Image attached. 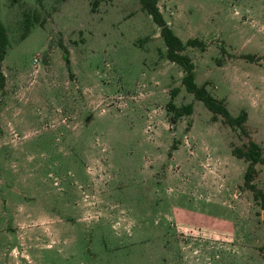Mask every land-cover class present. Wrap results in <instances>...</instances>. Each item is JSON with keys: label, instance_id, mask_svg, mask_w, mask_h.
<instances>
[{"label": "rangeland", "instance_id": "rangeland-1", "mask_svg": "<svg viewBox=\"0 0 264 264\" xmlns=\"http://www.w3.org/2000/svg\"><path fill=\"white\" fill-rule=\"evenodd\" d=\"M157 4L245 133L184 89L136 0H0V264H264V0Z\"/></svg>", "mask_w": 264, "mask_h": 264}, {"label": "trees", "instance_id": "trees-1", "mask_svg": "<svg viewBox=\"0 0 264 264\" xmlns=\"http://www.w3.org/2000/svg\"><path fill=\"white\" fill-rule=\"evenodd\" d=\"M140 8L150 17L152 22L157 26L159 35L165 45V58L177 64L182 71L181 84L184 89L191 93L195 99L200 100L204 106L214 115H219L223 121L231 126L241 124L244 121L245 113L240 112L236 117H231L226 110L221 100L214 99L210 96L202 86H197L193 82V64L189 56L184 52L185 47H198L203 49V43L197 38H188L184 43L172 32L160 10L158 9V0H136ZM6 44V33L5 29L0 22V62L5 52ZM3 83V74L0 70V86ZM175 94V89L172 90L170 97ZM167 110L172 111V121L175 117L183 114H189L191 112V105L184 104L179 108H176L171 101L167 104ZM241 132H244L243 127L240 128ZM232 154L245 162V169L243 172V183L249 188L253 189V185L250 183L252 177L255 174L254 166L258 163H263V157L261 156L260 147L253 142L248 140L246 144L240 148L236 147L232 149ZM259 196L261 198V207L264 208V195L259 191L253 193V197Z\"/></svg>", "mask_w": 264, "mask_h": 264}]
</instances>
